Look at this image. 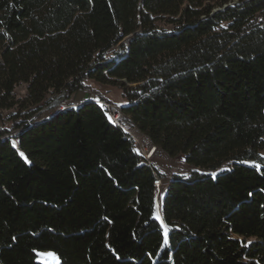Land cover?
<instances>
[{"label": "trees", "instance_id": "trees-1", "mask_svg": "<svg viewBox=\"0 0 264 264\" xmlns=\"http://www.w3.org/2000/svg\"><path fill=\"white\" fill-rule=\"evenodd\" d=\"M230 3L0 0V117L27 92L0 127V264H43V251L60 264H264V0ZM89 82L120 89L124 123L195 168L172 175L161 218L154 173L166 175L104 96L30 120Z\"/></svg>", "mask_w": 264, "mask_h": 264}, {"label": "rangeland", "instance_id": "rangeland-1", "mask_svg": "<svg viewBox=\"0 0 264 264\" xmlns=\"http://www.w3.org/2000/svg\"><path fill=\"white\" fill-rule=\"evenodd\" d=\"M236 1L237 0H231L230 4H233ZM118 51L119 49L117 50V52ZM89 85L92 87L93 92H88V91L79 92L72 99H67L66 95H64V97L60 99H57L56 97V99H54V101H52L51 104L45 106L37 115L33 116L30 120L43 121L53 116L56 112H59L61 109H65V107L80 105L87 100L98 98L99 95L104 96L110 102L116 103L118 105H121V103L124 102L121 97L122 94L121 90L116 87L101 86L95 82H89ZM26 95H27L26 90L22 89L18 91L17 101L10 106L8 112H6L3 117H0V127L4 126L5 123L8 122V117L19 113V109L17 108V105L21 102V99H23ZM23 115H25V113H23ZM133 132L137 133L135 129H133ZM138 136L143 142L148 143V141L143 136L141 135ZM152 163H154V165H156L157 168H159L166 176L189 175L195 170L194 167H191L188 164H186V162L183 160L181 156L173 159L163 154L162 152H157ZM164 193L165 190H163L162 192L158 191L156 197V217L158 218H161V198H163ZM38 255H39V260L43 264H60V260L54 252L43 251V252H39Z\"/></svg>", "mask_w": 264, "mask_h": 264}, {"label": "built area", "instance_id": "built-area-1", "mask_svg": "<svg viewBox=\"0 0 264 264\" xmlns=\"http://www.w3.org/2000/svg\"><path fill=\"white\" fill-rule=\"evenodd\" d=\"M128 40L129 39H127L126 42ZM116 58H117V55H113L110 59L113 60ZM64 95L66 94L60 93L57 96V99L64 97ZM96 102L102 107H104L109 117H111V121L124 130V132L127 135V138L133 144V146L137 149L138 153L143 157L144 161L149 164H152L154 157L156 156L157 152H159L158 148L155 145L150 144L149 142L148 143L143 142L139 138L138 136L139 134L137 135V133L133 132L134 128L124 123L125 113L123 111L122 105H118L116 103H112L108 101H100V100H96ZM68 107H65V109ZM65 109H61L60 111H63ZM154 176H155L154 186L156 187L157 191L162 192L163 190H166L169 187L171 180H172V175L162 177L158 173L155 172Z\"/></svg>", "mask_w": 264, "mask_h": 264}, {"label": "snow or ice", "instance_id": "snow-or-ice-1", "mask_svg": "<svg viewBox=\"0 0 264 264\" xmlns=\"http://www.w3.org/2000/svg\"><path fill=\"white\" fill-rule=\"evenodd\" d=\"M109 119H111V117H109ZM21 156H23V153H21ZM25 158V160H27V157H24ZM257 167H259L258 165H257ZM165 237H167V231H165ZM49 255H51V254H49Z\"/></svg>", "mask_w": 264, "mask_h": 264}, {"label": "crops", "instance_id": "crops-1", "mask_svg": "<svg viewBox=\"0 0 264 264\" xmlns=\"http://www.w3.org/2000/svg\"><path fill=\"white\" fill-rule=\"evenodd\" d=\"M122 103H123V102H122ZM122 103H121V104H122ZM181 157H182V158H183V160H184V157H183V156H181ZM153 164H154V163H153ZM155 166H156V165H155ZM156 167H157V166H156ZM161 202H162V198H161Z\"/></svg>", "mask_w": 264, "mask_h": 264}, {"label": "water", "instance_id": "water-1", "mask_svg": "<svg viewBox=\"0 0 264 264\" xmlns=\"http://www.w3.org/2000/svg\"><path fill=\"white\" fill-rule=\"evenodd\" d=\"M133 37V36H132ZM131 38V37H130Z\"/></svg>", "mask_w": 264, "mask_h": 264}]
</instances>
